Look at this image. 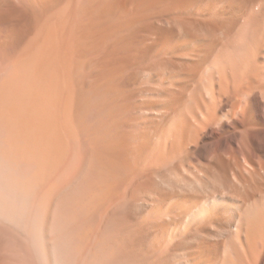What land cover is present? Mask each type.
<instances>
[{"label":"bare ground","instance_id":"bare-ground-1","mask_svg":"<svg viewBox=\"0 0 264 264\" xmlns=\"http://www.w3.org/2000/svg\"><path fill=\"white\" fill-rule=\"evenodd\" d=\"M0 264H264V0H0Z\"/></svg>","mask_w":264,"mask_h":264}]
</instances>
